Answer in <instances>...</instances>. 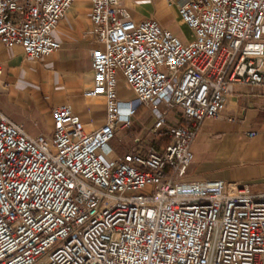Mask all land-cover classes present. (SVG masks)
Masks as SVG:
<instances>
[{"label": "built area", "instance_id": "2783aa9c", "mask_svg": "<svg viewBox=\"0 0 264 264\" xmlns=\"http://www.w3.org/2000/svg\"><path fill=\"white\" fill-rule=\"evenodd\" d=\"M89 1L85 97L104 98L105 122L91 130L60 104L52 134L33 137L0 112V264H264V190L188 176L199 128L225 118L229 87L264 86V0H179L186 43L134 20L123 0ZM75 2L0 0V44L52 56ZM141 110L153 125L119 157L111 143Z\"/></svg>", "mask_w": 264, "mask_h": 264}, {"label": "crops", "instance_id": "0c3cea01", "mask_svg": "<svg viewBox=\"0 0 264 264\" xmlns=\"http://www.w3.org/2000/svg\"><path fill=\"white\" fill-rule=\"evenodd\" d=\"M178 3L123 0L122 6L134 20L154 19L186 43L192 34L179 16ZM91 13L89 0H76L53 33L61 49L39 61L28 60L20 47L0 44L2 79L11 84L4 94L11 96L13 106L5 110L0 99V112L33 137L52 134V108L60 104L70 105L91 130L105 122L104 98L85 97L93 85L90 52L97 46L82 36L92 26ZM125 89L122 84L120 95ZM224 116L201 124L188 176L222 180L228 190L244 186L259 194L264 190V86L231 85Z\"/></svg>", "mask_w": 264, "mask_h": 264}, {"label": "rangeland", "instance_id": "374dc122", "mask_svg": "<svg viewBox=\"0 0 264 264\" xmlns=\"http://www.w3.org/2000/svg\"><path fill=\"white\" fill-rule=\"evenodd\" d=\"M124 86L127 87L125 84ZM1 100H2L1 105H3L5 110H9L13 108L10 95L4 94L1 97ZM152 125H153V118L151 117V115H149L144 110H141L134 119L131 130L123 134L120 138H117L115 141H113L111 143V148L113 149V151L116 153L117 156L119 157L123 156L127 152L128 148L131 146L133 138L136 136L137 132H140L141 135H143L146 132H148V130L152 127ZM145 137L147 138L148 136ZM149 191H151V187H148L145 190V192H149Z\"/></svg>", "mask_w": 264, "mask_h": 264}]
</instances>
